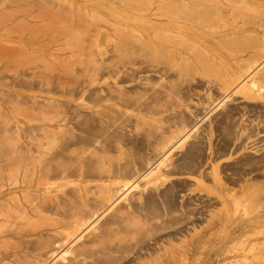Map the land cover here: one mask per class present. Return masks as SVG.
Masks as SVG:
<instances>
[{"label": "rangeland", "instance_id": "1", "mask_svg": "<svg viewBox=\"0 0 264 264\" xmlns=\"http://www.w3.org/2000/svg\"><path fill=\"white\" fill-rule=\"evenodd\" d=\"M173 2L178 3V0H173ZM210 2L212 3V0ZM164 3L165 0H0V193L4 192L3 195L0 194V198L7 197V200L17 198L18 203L20 202V169L28 163L26 169L28 172L30 171V174L33 168L42 169L49 166V169L56 168L58 170V166L55 165L57 162L50 163V159L46 157L48 155H44V158L46 157L44 159L35 154L38 158L34 159V153L37 152L36 139L45 137L41 131L48 133L57 131L60 143L66 137L74 140L75 135L84 136L85 132L80 130L82 125L88 129L92 128L94 133V136L91 135L94 138V143L91 144L94 146H90L91 151H86L87 154L94 153L95 149V154L98 152L104 154L106 151V154L110 155L109 158H105V160L108 159L107 161L103 159V163L100 162L101 168L103 165L104 172L101 170L103 177L109 176L114 170L118 172L117 169L125 165V157L130 159L135 151L136 154L143 157V161L141 160L136 165L142 172L138 171L139 176L131 177L133 183L137 181L135 183L137 184L140 181L139 186H144L146 178L141 180L144 178L142 174L144 176L148 168L151 165H156L161 161V158L160 171L167 176L164 181L162 180L163 183L158 185L157 190L150 189L143 192V194L146 193L145 206L149 208L151 205H157L156 207L161 211L162 214L158 218L145 216L147 215L145 206H140L136 199L140 193V187H131V189L125 187L116 196L114 210H123L129 202H133L137 211L142 212V222L144 221L145 225L130 228L126 233L122 232L126 235L115 229L116 234L114 236L110 234L112 237L109 235L108 241L106 237L103 238V244L100 242L90 244L87 241L88 233H84L82 242L78 239V235H75L63 243L59 241V236L57 237L59 240L56 237L51 238V232L48 233L50 227L47 226L51 225L52 228L53 219L42 214L41 218L40 216L36 217L32 220L33 222H30L31 220L30 223L24 222V226L20 222L18 223L21 224L20 226L16 224L18 227L16 230H20L17 232L16 230L11 231L15 228L6 226V230H9L7 234H11V236L6 235V238L0 239V260L3 259L0 264H70L71 261L73 264V261L81 260H77L75 254L67 250L68 247L71 251V247L75 249L79 244L85 243L86 250H84L87 254L96 252L99 255L101 252H108L107 246L118 242L119 239H122L119 241L124 243L123 249L124 256L127 258L125 260H128L127 264H264V85H262V89H252V93L246 90L245 92L244 89L242 90L244 93L242 91L241 93L239 90L238 94L233 93L228 99L219 103L224 95V92L220 91L223 90L221 87L225 81L222 76L225 79L228 77L229 67L223 66L222 69L218 67L219 70H217L220 72H217L215 65L209 68L210 64L205 66L201 63L199 66L200 63H196V65L193 61L187 65L186 69L184 65H180L181 62L178 65V61H175L176 53L173 52L175 55H171L172 52L167 51L166 53L162 48L160 49L158 44L166 35L161 36L163 30L154 31L151 25L157 21L159 27L160 19L166 22L173 15L172 12L169 14L166 11ZM161 6L162 8H160ZM159 11L161 15H159ZM173 12L177 14L176 10ZM153 15L158 20L152 18ZM180 16H182L181 12ZM184 16L182 17L184 18ZM185 17H188L187 14ZM254 17V20H247L248 17H243L244 20L242 17L239 18L247 24H251L250 21L254 22L257 18V21L260 20L258 23L256 21L249 26L246 24V28L254 25L255 33L257 30L262 33L264 29L261 28H264V20L259 16ZM239 18L235 19L239 20L238 22L233 20L230 23L214 20L210 26L215 25L213 31L231 30L235 23L243 24ZM152 21L155 22L152 23ZM157 25L153 26L157 27ZM229 25H231L230 28ZM145 26L148 27L147 30H145ZM149 29L152 32H148ZM144 30L148 32V36H151L147 37V32ZM255 33L247 36L248 39L256 38ZM152 35L158 37L157 41L162 40L159 43L154 42V45L151 41ZM142 36L147 37V41L151 38L150 42H147ZM247 37H243L245 41L242 43L243 46L241 45L242 38H240L241 40L238 38L234 39L237 42L235 45L234 40L230 44L229 41L225 44V46L228 44V50L225 46L220 48L221 51L225 50L221 53L223 56L231 53L230 57L229 55L226 57V60L229 59L228 64L231 61L235 64L236 60H243L245 57L247 58V55L253 54L255 49L253 51L252 48H255V44L256 50L258 49L259 39H256L258 42L254 41L255 38L249 42ZM174 42L176 41L174 40ZM151 43L153 46L150 45ZM250 43L251 50H249ZM157 45L159 51L155 49L154 52H151L154 46L157 48ZM237 45L238 49L235 47ZM177 46L181 47L176 42L174 47L180 50ZM244 46L246 47L244 48ZM233 47L236 51L233 50ZM243 48L248 49L245 52ZM230 50H233L235 54ZM167 55H170V59ZM233 56L234 58H232ZM158 57L159 59L162 57V61ZM163 57H165L164 60ZM173 57L174 63L170 61ZM169 62L171 64L168 65ZM159 63L162 66L164 63H167V66L174 65L170 66L171 69L165 67V71V68ZM193 64L198 67L194 68ZM230 65L232 66L230 68L235 67ZM178 67L181 68L180 71ZM182 68L186 69L185 73ZM205 70H209V72ZM226 73L228 74L226 75ZM210 75L219 79L216 80L218 81L215 82L216 84H214V78L211 81ZM220 80L221 85H219ZM208 81L210 82L208 83ZM263 83L264 79L261 84ZM256 91H260V94ZM246 96L248 97L246 98ZM146 113L150 115L148 116ZM49 119L50 121H48ZM182 126H184L183 129ZM182 130L183 134H186V138L183 139L182 136L179 138L184 141L175 138L178 136L176 132H183ZM132 133L133 135H131ZM25 137H27L26 141ZM168 137L170 138L168 139ZM162 139L164 141L173 139L172 145L169 144L172 149L168 148L170 150L168 154L166 150L165 152L157 150L161 146L159 144L161 142L158 141H163ZM99 141L100 143H98ZM57 147L58 144H55L53 149ZM81 150L80 144H71L64 153L68 157L64 156L65 159H69V161L62 157L63 161L60 159L61 167L63 168L62 164L72 163L71 158L74 160L73 157L79 156L81 152L79 154L78 151ZM157 151L160 153L159 155ZM74 152H78L77 155ZM31 153L34 157L33 155L31 157ZM38 159H41L40 163ZM43 160H47V165ZM20 161H22V165H20ZM34 163L37 165L35 164V166ZM43 163L45 164L42 167ZM52 164L55 165L53 168H51ZM61 167L58 171H61ZM216 167L217 170H215L220 173V176L218 173L216 174L219 177L222 176V180L219 179L220 182H217L218 180L216 181V178L211 175ZM23 169L25 170V168ZM138 173L136 172V174ZM94 183L96 182L88 183L90 190H94L92 192H95L98 182ZM7 185H10L8 188L11 189H5ZM7 190L9 193V190H12V193L9 194ZM108 213L110 212L108 211L107 215H102L107 217ZM99 215L95 217L96 220L99 219ZM125 217H127L126 220L131 218L128 215ZM100 218L95 224H99V221L105 219L103 216ZM146 218L149 219H147L149 222ZM145 221L147 222L145 223ZM156 224L159 226L157 227ZM117 230L118 232H116ZM30 232L33 233L30 234ZM116 235H121V237ZM47 236L49 239L46 238ZM11 237L13 238L11 239ZM111 238L116 241L109 242ZM53 239L56 241L54 242ZM26 240L29 243H26ZM31 240L34 241V244ZM57 240L58 243H56ZM30 241L32 243L30 249L35 245L34 250L31 251L29 248L27 249V244H30ZM86 244L91 247L87 248ZM92 245L94 246L92 247ZM88 258L91 262L92 258Z\"/></svg>", "mask_w": 264, "mask_h": 264}, {"label": "bare ground", "instance_id": "2", "mask_svg": "<svg viewBox=\"0 0 264 264\" xmlns=\"http://www.w3.org/2000/svg\"><path fill=\"white\" fill-rule=\"evenodd\" d=\"M175 1V0H174ZM211 0H178V3H174L173 0H165V7L166 8V11L170 14L172 12L173 15H171V18L172 16L173 19H171L170 17L166 20V22H164L162 19H160L161 23L164 22L163 24H161L159 21L158 23H160L159 27L157 25V21L155 24L153 25H157V27L151 25L153 27V30L156 31H160L163 30V35L161 33V36H164L163 40L160 39L161 36H160V40L161 43H159L160 40L157 41V38L158 37H154L156 36L155 33L153 32L154 36L152 35V40L151 38H149L151 41H153V44L155 45L154 42H158L157 44L160 46L159 48L163 49L164 51H167L168 52H172L171 55H175L174 53H176V59L175 61L177 62V64L179 65L180 62L181 64L180 65H184L187 69V65H190V63H200L199 66L201 65V63H203L205 66H209V68L211 67H215L217 66V68H215L216 70L218 69V67H220V69H222L223 66H227L229 67L228 69L230 70L228 73L229 75H227L228 73H226V75L228 76L226 79L223 77V79L225 80L223 83H222V89L223 90H220L222 91V93L224 94L222 97V100L219 102H223V100L225 99H228L230 96L233 95V93H237L239 90L240 92L243 90V91H248V92H251L253 91L252 89H262V85L261 82L263 81L264 79V30L262 31V33H260L258 30L257 32L255 33V28H254V25L253 27H248L246 28L247 26L251 25L252 23L256 22L257 21V18H256V21L252 22L254 19L253 17L255 16H259V17H262L263 20H264V0H212V3L210 2ZM164 2V1H162ZM163 4V3H162ZM181 5V6H180ZM164 6V5H163ZM162 8V6L160 7ZM176 10L177 11V14L175 12H173V10ZM161 11V9H160ZM159 11V12H160ZM164 11V12H166ZM182 14L188 17H185L184 18L182 16L179 17V14ZM152 14V13H151ZM167 14V13H166ZM168 14V15H169ZM161 15V12L160 14ZM167 15V17H168ZM254 15V16H253ZM170 16V15H169ZM152 18L154 17L151 16ZM149 17V18H151ZM158 18H161L159 16H157ZM176 17V18H175ZM239 17H242V20H244L243 17L247 18V20H250V19H253L251 22V24H247L246 22L244 23L241 18ZM254 17V18H255ZM156 18V17H154ZM163 18V16H162ZM166 18V17H165ZM181 18V20H180ZM183 18V19H182ZM240 19L243 24L239 23V24H234L232 29L230 30H215L213 31V27L210 26V24H212V21L214 20H217V21H225L226 23H230L232 22L233 20H237V19ZM157 19V18H156ZM260 19V18H259ZM158 20V19H157ZM235 22H238L236 21ZM246 20V19H245ZM246 20V21H247ZM263 20L261 21L263 23ZM260 21V20H259ZM257 21V23L259 22ZM155 22V21H154ZM152 21V23H154ZM249 22V23H250ZM261 22H260V25H261ZM150 23V22H149ZM223 23V22H222ZM221 24V23H220ZM233 24V23H232ZM231 24V25H232ZM247 24V26H246ZM148 25V24H147ZM217 27L219 26L218 24H216ZM228 25V24H227ZM231 25H229L228 27L230 28ZM263 25V24H262ZM150 26V27H151ZM224 26V25H222ZM257 26V24H256ZM255 26V27H256ZM146 27V26H145ZM144 27V28H145ZM149 27V28H150ZM151 27V28H152ZM220 27V26H219ZM227 27V28H228ZM260 27V26H258ZM143 28V27H142ZM159 28V29H157ZM221 28V27H220ZM226 28V29H227ZM148 27L145 28V30H147ZM216 29V28H215ZM222 29V28H221ZM225 29V28H223ZM261 29H264V28H261ZM144 30V31H145ZM134 31V30H133ZM138 31V29H137ZM135 31V32H137ZM140 32V31H138ZM143 32V30L141 31V33ZM147 32V31H145ZM148 32H152L151 29H149ZM148 32L146 33L147 34V37H150L148 36ZM162 32V31H161ZM255 33L256 34V38L253 37L251 40H253L255 38L254 41H256V39L258 38L259 39V43H258V49L256 50V44H255V48H252L251 46V43H250V46L249 47L251 50V48L255 49L254 53L251 54L249 52V54L251 55H247V58L245 57V59H241L239 61H237L236 59V63L233 64L230 62V64L234 65L235 67L233 68H230L232 67L230 64H228V60H226V57L227 56H223L222 51H225L224 49H221L220 48H223L225 46V44L229 41V44L232 40L234 39H238L241 40L240 38H242L243 40V37L244 36H248L250 34H253ZM145 34V33H144ZM145 34V35H146ZM151 34V33H149ZM158 34V33H157ZM137 35V34H136ZM139 36V35H138ZM255 36V35H253ZM135 37V35H134ZM141 37V36H140ZM143 37V36H142ZM146 37V38H147ZM248 37L246 39H248ZM136 38V37H135ZM139 38V37H138ZM145 38V37H143ZM142 38V39H143ZM145 40L147 41L148 39ZM156 40H155V39ZM174 38V39H173ZM178 40H176V39ZM245 39V40H246ZM147 41V42H150ZM174 40L177 42V44H179L181 47L177 46L180 48V50L178 49H175L174 45L176 44V42H174ZM249 40V39H248ZM249 40V42L251 41ZM234 45L236 42V40H234ZM247 41V40H246ZM143 42V41H142ZM181 42V43H180ZM233 42V41H232ZM258 42V40L256 41ZM255 42V43H256ZM145 43V42H144ZM240 43V42H239ZM242 43H245V41L243 40V42L241 41V45L243 46ZM146 44V43H145ZM248 44V43H247ZM148 45V44H146ZM151 46L152 43L150 44ZM158 45H157V48H153V50L151 52H154L155 49H159L158 48ZM228 45V44H227ZM225 46L226 50H228L227 48H229V46ZM233 45V46H234ZM253 45V44H252ZM231 46V45H230ZM240 46V45H239ZM138 47V46H137ZM144 47V46H143ZM147 47V46H146ZM236 48L238 47L235 46ZM233 47V50L234 48ZM246 46H244L245 48ZM148 48L150 49V47L148 46ZM147 48V49H148ZM219 48V49H218ZM231 48V47H230ZM241 48V47H240ZM243 48V50H245ZM146 49V48H145ZM238 49V48H237ZM248 49V48H247ZM246 49V50H247ZM156 50V51H157ZM162 50V51H163ZM233 50L231 52H233ZM241 50V49H239ZM245 50V52H246ZM155 51V52H156ZM159 51V50H158ZM236 51V50H234ZM149 52V51H148ZM150 52V53H151ZM174 52V53H173ZM241 52V51H240ZM122 53V52H121ZM126 53V52H125ZM234 53V52H233ZM243 53V52H242ZM158 54V53H157ZM161 54V53H160ZM227 54V53H225ZM235 54V53H234ZM151 55V54H150ZM153 55V54H152ZM164 55V54H162ZM231 55V53H230ZM229 55V57H230ZM240 55V53H239ZM242 55V54H241ZM166 56V54H165ZM168 56V55H167ZM170 56V55H169ZM168 56V57H169ZM153 58V56H151ZM160 57V56H159ZM158 57V59H159ZM228 57V58H229ZM155 58V57H154ZM157 58V57H156ZM162 58V57H161ZM161 58L159 60H161ZM165 57H163V60H164ZM234 58V56L232 57ZM241 58V57H240ZM244 58V57H243ZM167 61H168V58H166ZM170 59V57H169ZM157 60V59H156ZM158 60V62H160ZM234 60V59H233ZM162 61V60H161ZM166 61V60H165ZM170 61H174V57L173 59H171ZM163 63V62H161ZM159 63V64H161ZM174 63V62H173ZM171 64V62L168 63V65ZM176 64V63H175ZM176 64V65H177ZM166 65V66H165ZM174 65V64H172ZM170 65V66H172ZM175 65V67H177ZM194 65V64H193ZM197 65V64H196ZM196 65H194L195 67L194 68H197ZM162 66V64H161ZM170 66H167V63L163 64L162 67H170ZM180 67V66H179ZM178 67V69H179ZM159 68V67H158ZM163 68V69H164ZM166 68H165V71H166ZM172 67H170L171 69ZM174 68V67H173ZM193 69V67H190ZM202 69L204 67H201ZM207 68V67H206ZM161 69V68H160ZM176 69V68H175ZM174 69V70H175ZM176 69V70H178ZM181 69V68H180ZM179 69V71H180ZM186 69L184 70V68H182V71H186ZM208 69V68H207ZM213 69V70H215ZM227 69V70H228ZM154 70V69H153ZM162 70V69H161ZM188 70H190L188 68ZM198 70V69H197ZM215 70V71H216ZM219 70V69H218ZM217 72H220L218 71ZM224 70V68H223ZM168 71V69H167ZM173 71V70H172ZM194 71V70H193ZM206 71V70H205ZM212 71V70H211ZM210 71V72H211ZM222 71V70H221ZM163 72V71H162ZM174 72V71H173ZM178 72V71H177ZM189 72V71H188ZM206 72H209V70H207ZM224 72V71H223ZM227 72V71H226ZM156 73V72H155ZM172 73V72H170ZM175 73V72H174ZM202 73V72H201ZM225 73V72H224ZM166 75V72L164 73ZM200 74V72H199ZM214 74V73H213ZM221 74V73H220ZM182 75V74H181ZM205 75V73H204ZM208 75V73H207ZM215 75V74H214ZM219 75V74H218ZM222 75V74H221ZM220 75V76H221ZM175 76V75H174ZM184 76V74H183ZM213 76V75H212ZM211 75L209 76L211 79L214 78L212 77ZM167 77V76H166ZM170 77V76H168ZM173 77V76H171ZM180 77V76H179ZM219 77V76H218ZM164 78V77H163ZM182 78V77H181ZM206 78V77H205ZM215 81H214V84H216L215 82H218L216 81V77L214 78ZM221 79V80H223ZM196 80V79H195ZM207 80H210V79H207ZM219 80V79H218ZM221 80L219 81V85H221ZM213 81V79L211 80ZM194 82V81H193ZM210 81H208L209 83ZM173 83V81H172ZM191 85V84H190ZM208 85V84H207ZM212 85V84H211ZM218 86V85H217ZM215 86V87H217ZM211 87V86H210ZM219 87V86H218ZM220 88V89H221ZM217 89V88H216ZM129 90V89H128ZM139 90V89H138ZM169 90V89H168ZM171 90V89H170ZM183 90V89H182ZM189 90V89H188ZM191 90V89H190ZM219 90V89H218ZM242 91V92H243ZM245 91V92H246ZM112 92V91H111ZM118 92V91H117ZM194 92V91H193ZM205 92V91H204ZM241 92V93H242ZM257 92V91H256ZM121 93V92H120ZM185 93V92H184ZM183 93V94H184ZM239 93V92H238ZM237 93V94H238ZM244 93V92H243ZM252 93V92H251ZM255 93V92H254ZM260 94V91L257 92ZM122 94V93H121ZM167 94V93H165ZM247 94V93H246ZM249 94V93H248ZM212 95V94H211ZM135 96V95H134ZM133 96V98H134ZM152 96V95H151ZM157 96V95H156ZM183 96V95H182ZM110 97V96H109ZM172 97V96H171ZM177 97V96H176ZM248 96H246L247 98ZM258 97V96H257ZM262 97V95H261ZM137 98V97H136ZM157 98V97H156ZM256 98V97H255ZM84 99V98H83ZM113 99V98H111ZM117 99V98H116ZM176 99V98H175ZM203 99V98H202ZM208 99V98H207ZM254 99V98H253ZM75 100V99H74ZM124 100V99H123ZM189 100V99H188ZM224 100V101H225ZM259 100V99H258ZM121 101V100H120ZM128 101V100H127ZM154 101V100H153ZM164 101V100H163ZM192 101V100H191ZM203 101V100H202ZM122 102V101H121ZM155 102V101H154ZM213 103V102H212ZM258 103V102H257ZM159 104V103H158ZM139 105V104H138ZM211 105V104H210ZM226 105V104H225ZM126 106V105H125ZM217 106V105H216ZM137 107V106H136ZM241 107V106H240ZM132 108V107H131ZM154 108V107H153ZM158 108V107H157ZM217 108V107H216ZM224 108V107H223ZM140 109V108H138ZM197 109V108H196ZM59 110V109H58ZM57 111V110H56ZM152 111V110H151ZM79 112V111H78ZM97 112V111H96ZM153 113V112H152ZM167 113V112H166ZM135 114V113H134ZM141 114V112H140ZM139 114V115H140ZM147 114V113H146ZM55 115V114H54ZM53 115V116H54ZM99 115V114H98ZM142 115V114H141ZM148 115V114H147ZM150 115V114H149ZM148 115V116H149ZM169 115V114H168ZM52 116V115H51ZM80 116V115H79ZM84 116V115H83ZM132 116V115H131ZM137 116V115H136ZM56 117V116H55ZM89 117V116H88ZM124 117V116H123ZM174 117V116H173ZM54 118V117H53ZM52 118V119H53ZM57 118V117H56ZM75 118V117H74ZM79 118V117H78ZM77 118V119H78ZM92 118V117H91ZM107 118V117H106ZM51 119V120H52ZM73 119V118H72ZM82 119V118H81ZM85 119V118H84ZM109 119V118H108ZM145 119V117H144ZM152 120H154L153 118H151ZM176 119V118H175ZM66 120V119H65ZM71 120V119H69ZM138 120V119H137ZM178 120V119H176ZM180 120V119H179ZM183 120V119H182ZM233 120V119H232ZM243 120V119H242ZM240 120V121H242ZM50 121V119L48 120ZM127 121V120H126ZM131 121V120H130ZM147 121V120H146ZM163 121V120H162ZM59 122V121H57ZM65 122V121H64ZM85 122V120H84ZM142 122V121H141ZM154 122V121H153ZM176 122V121H175ZM41 123V122H40ZM44 123V122H42ZM51 123V122H50ZM63 123V122H62ZM61 123V124H62ZM80 123V121H79ZM114 123V122H112ZM119 123V122H118ZM125 123V122H124ZM123 123V124H124ZM140 123V122H139ZM157 123V122H156ZM226 123V122H225ZM106 124V123H105ZM240 124V123H239ZM247 124V123H246ZM54 125V124H53ZM65 125V124H64ZM82 125V124H81ZM92 125V124H91ZM89 125V126H91ZM122 125V123H121ZM131 125V124H130ZM138 125V124H137ZM153 124L151 123V126ZM167 125V124H166ZM236 125V124H235ZM43 126V125H42ZM59 126V124H58ZM61 126V125H60ZM63 126V124H62ZM72 126V125H71ZM160 126V125H159ZM168 126V125H167ZM211 126V125H210ZM251 126V125H250ZM38 127V126H37ZM44 127V126H43ZM164 127V125H163ZM162 127V128H163ZM184 126H182V129H183ZM241 127V126H240ZM247 127V126H246ZM53 129V127H51ZM60 128V127H59ZM106 128V127H105ZM125 128V127H124ZM142 128V127H141ZM225 128V127H224ZM229 128V127H227ZM42 129V128H41ZM40 129V130H41ZM46 130V128H44ZM49 129V128H48ZM70 129V128H69ZM140 129V128H139ZM138 129V130H139ZM145 129V128H144ZM160 129V128H159ZM230 129V128H229ZM239 129V128H238ZM256 129V128H255ZM43 130V129H42ZM51 130V129H50ZM56 130V129H55ZM62 130V128H61ZM82 132H85L84 136L82 135H75L74 140H70L71 138L67 139V137L63 140H61V144L58 142L59 141V135L56 133L57 131L55 132H42L43 134H45V137L40 134V136L42 135L43 137H41L40 139H36V142L34 140L35 143H37V152L34 153L35 154H38L39 155V158L43 157L44 158V155H48L46 156L48 159H50V163L53 162L55 164V162H57L55 165L58 166V170H59V167H61V163H60V159L62 157H64V153L65 151L71 146V144H80L81 145V148L82 150L81 151H78L79 154L81 152V154L78 156L77 153H75V155H77V157H73L75 158L74 160L71 158L72 160V163H68V164H62L63 165V168L61 169V171H58L56 168H53L55 165H53L51 168L53 169H49L50 167L48 166L47 168H37V169H32V172L31 174L27 171V162L25 166H22L23 168H25V170L22 168L20 169V202L18 203V199L17 198H11V199H8L7 200V197H5V199H1L0 198V239L3 240V238L5 237L6 238V235L8 236H11V234H7L9 232V230L7 231L6 230V226H10V227H13L15 229H12L11 231H15L18 227L16 224H18L19 222L20 223H23L22 226H24V222L26 221H30V222H33L32 220H34L36 217L38 218L40 216V218L42 217V214L44 216L47 215L48 217H51V219H53V222L50 223L53 225L52 228H51V225L50 226H47V227H50V231H48V233L51 234V238H55L58 239L57 237L59 236L60 240L59 241H62L64 243V241H67L70 237L72 238V236L74 237L75 235H78V239H80L82 242V239L84 238L83 235L84 233H88V242L90 244L92 243H95L96 242H100L103 244V238L107 239V237L111 234L114 236L115 233V229H118L119 230V233L121 232H125L128 231L130 228H137V226H141V225H145L143 224L144 221L142 222V212L140 213V211L138 212L134 203L132 202H127L128 205H126L127 207H125V209L123 208L122 209H116V211L114 210V204L116 202V196L117 194H119L120 190L123 189V188H130L133 187V188H139L140 187V193H138V196H137V200H138V203L140 204V206L142 205H146V198H145V194H143L144 190L145 191H148L150 189H156L158 188V185L159 184H162L164 179H165V174L160 171V165L162 163V158H161V161H159L156 165H151L148 170L144 173V176L142 174V177H144L143 179L141 180H144L145 178V182H144V186H139V182L137 184H135L137 181L135 179L136 182L133 183L132 181V178L131 177H134V175H138L139 176V173H138V167H136L137 163H139L141 160L143 161V157L140 155V154H136V151L133 152V154L130 156L131 158L130 159H127L126 158V162L124 163L125 165H123L122 161V168H119L117 169L118 172H116L115 170L114 171H110L111 173L109 174V176L107 177H103L101 174V170H103V165H102V160L104 159V161H107L105 160V158H109L110 155H107L106 154V151L103 153H99L98 151V154H95V149H94V153H88L90 150V146H92L93 144L91 143H94L93 142V137L94 136V133H93V129L89 127L86 128V126L84 127L83 125L81 126V129ZM106 130V129H105ZM124 130V129H123ZM135 130V128H134ZM148 130V129H147ZM178 130V129H177ZM223 130V129H222ZM244 130V129H243ZM54 131V130H53ZM120 131V130H119ZM180 131V129L178 130ZM183 131V130H182ZM225 131V130H224ZM40 132V131H39ZM59 132V130H58ZM80 132V131H79ZM137 132V131H136ZM148 132V131H147ZM211 132V131H210ZM250 132V131H249ZM56 133V134H54ZM61 133V131H60ZM75 133V132H74ZM118 133V132H117ZM124 133V132H123ZM143 133V132H142ZM175 133V132H174ZM178 134V136H176L175 138L178 140V139H181V138H186V134H183V132H176ZM101 134V133H100ZM107 134V133H106ZM146 134V133H145ZM144 134V135H145ZM175 134V135H177ZM189 134V133H188ZM187 134V135H188ZM263 134V133H262ZM56 135H58V137H56ZM74 135V134H72ZM71 135V137H72ZM86 135V136H85ZM88 135H90L88 137ZM96 135V134H95ZM133 135V133L131 134ZM162 135V134H161ZM169 135V134H168ZM173 135V134H172ZM230 135V134H229ZM244 135V134H243ZM252 135V134H250ZM39 136V135H37ZM113 136V135H112ZM174 136V135H173ZM182 136V137H181ZM108 137V136H107ZM135 137V136H134ZM138 137V136H137ZM136 137V138H137ZM146 137V136H144ZM156 137V136H155ZM181 137V138H179ZM189 137V135H188ZM248 137V136H247ZM26 138L25 137V141H26ZM159 139H161L160 137H158ZM170 137H168L169 139ZM239 138V137H238ZM254 138V137H253ZM32 139V138H31ZM30 139V141L32 140ZM119 139V138H118ZM117 139V140H118ZM125 139V138H124ZM167 139V138H165ZM174 139V137H173ZM173 139L171 140H163V141H158V142H161L159 143L161 146H157L160 151L159 152H167V154L169 153L168 151H170L172 148L169 147V144L173 143ZM181 139V140H183ZM101 140V139H100ZM114 140V139H113ZM212 140V139H211ZM257 140V139H256ZM22 141V140H21ZM29 141V140H28ZM105 141V140H104ZM134 141V140H133ZM184 141V140H183ZM58 142V143H57ZM137 142V141H136ZM135 142V143H136ZM148 142V140H147ZM156 142V141H155ZM174 142H176V140L174 139ZM182 142V141H181ZM208 142V141H207ZM25 143V142H23ZM29 143V142H28ZM31 143V142H30ZM100 143V141L98 142ZM103 143V142H102ZM106 143V142H105ZM180 143V142H179ZM178 143V144H179ZM55 144H58V147L56 149H53L54 145ZM115 144V143H114ZM155 144V143H154ZM182 144V143H180ZM184 144V143H183ZM26 145V143H25ZM24 145V146H25ZM104 145V143H103ZM118 145V144H117ZM121 145V144H120ZM148 145V144H147ZM172 145V144H171ZM175 145V144H174ZM177 145V144H176ZM244 145V144H243ZM21 146V145H20ZM29 146V145H28ZM57 146V145H56ZM94 146V145H93ZM106 146V145H105ZM131 146V145H130ZM151 146V145H150ZM180 146V145H179ZM182 146V145H181ZM242 146V145H241ZM252 146V145H251ZM33 147V146H32ZM116 147V146H115ZM138 147V146H137ZM176 147V146H175ZM97 148V147H96ZM102 148H104V146H102ZM170 148V150L168 149ZM27 149V147H26ZM53 149V150H52ZM101 149V148H99ZM105 149V148H104ZM155 149V148H154ZM168 149V150H167ZM174 149V148H173ZM208 149V148H207ZM28 150V149H27ZM32 152H33V149H31ZM77 150V149H76ZM110 150V149H109ZM120 150V149H119ZM124 150V148H123ZM133 150V149H132ZM156 150V149H155ZM30 151V150H29ZM87 151V152H86ZM122 151V150H121ZM134 151V150H133ZM31 152V151H30ZM69 152V151H68ZM67 152V153H68ZM158 152V151H157ZM156 152V153H157ZM157 153L158 155L160 153ZM231 152V151H230ZM71 153V152H69ZM171 153V152H170ZM29 154V153H28ZM85 154V156H84ZM106 154V155H105ZM112 154V153H111ZM32 153H31V157H32ZM33 155V157H34ZM50 155V156H49ZM127 155V154H126ZM125 155V156H126ZM165 155V154H164ZM114 156V155H113ZM120 156V155H119ZM129 156V155H128ZM170 156V154H169ZM207 156V155H206ZM36 155H35V158L36 159ZM46 157L44 159H46ZM66 157V156H65ZM65 157L63 159H65ZM116 157V156H115ZM145 157V156H144ZM165 157V156H164ZM168 157V156H167ZM38 158V157H37ZM42 158V159H43ZM68 158V157H66ZM112 158V157H111ZM147 158V157H145ZM149 158V157H148ZM23 159V158H22ZM20 159V160H22ZM152 159V158H150ZM164 159V158H163ZM168 159V158H167ZM226 159V158H225ZM25 160V158H24ZM22 160V161H24ZM41 160V159H40ZM39 159V163L41 162ZM62 160V159H61ZM66 160V159H65ZM64 160V161H65ZM160 160V159H159ZM221 160V159H220ZM230 160V159H229ZM20 161V163L22 162ZM35 161V160H34ZM44 161V160H43ZM42 161V162H43ZM47 160H45L44 162L46 163L47 165ZM63 161V160H62ZM66 161H69L66 160ZM111 161V160H110ZM119 161V160H118ZM146 161V160H144ZM30 162V161H29ZM100 162L101 165H102V168L100 167ZM109 162V161H108ZM107 162V163H108ZM147 162V161H146ZM165 162V161H164ZM171 162V161H170ZM32 163V161H31ZM30 163V165H32ZM37 163V162H36ZM34 163V165L36 164ZM41 164V166L44 164ZM105 163V162H104ZM143 163V162H142ZM141 163V164H142ZM25 164V163H24ZM23 164V165H24ZM49 164V163H48ZM149 164H152V163H149ZM22 165V163L20 164ZM37 165V164H36ZM35 165V166H36ZM106 165V164H105ZM116 165V164H115ZM145 167H146V164H144ZM171 165V164H170ZM33 166V165H32ZM42 166V167H43ZM108 166V165H107ZM142 166V165H141ZM154 166V167H152ZM163 166V165H162ZM105 167V166H104ZM213 167V166H212ZM136 168V169H135ZM220 168V167H219ZM31 169V168H30ZM108 169V168H106ZM155 169V170H154ZM167 169V168H166ZM217 170V167L213 169V173L211 174L214 178H216V181L217 182H220L219 179L222 177H219L220 173L219 172H216ZM137 170V171H136ZM141 170V169H140ZM144 170V169H143ZM132 171V172H131ZM183 171V170H182ZM220 171V170H219ZM104 172V170H103ZM109 172V171H108ZM135 172V174H134ZM136 172L138 174H136ZM139 172H142V171H139ZM218 173V175L216 174ZM255 173V172H254ZM106 174H107V170H106ZM29 175V176H28ZM104 175V174H103ZM174 176V175H173ZM195 176V175H194ZM167 177V176H166ZM196 177V176H195ZM137 178V177H135ZM170 178V177H169ZM174 178V177H173ZM200 179V178H199ZM163 180V181H162ZM167 180V179H166ZM193 180V179H192ZM215 180V179H214ZM222 180V178H221ZM98 182L97 183V188L95 189V192H92L94 191L93 189L90 190V188L88 187V183H92V182ZM196 181V180H195ZM199 181V180H198ZM202 181V180H201ZM248 181V180H247ZM166 182V181H165ZM223 182V181H222ZM94 183V184H96ZM208 185V184H207ZM74 186V187H71ZM205 186V185H204ZM8 187H10V185L5 188L7 189ZM160 187V186H159ZM194 187V186H193ZM210 187V186H209ZM67 188V189H65ZM132 188V189H133ZM206 188V187H205ZM215 188V187H214ZM8 189H11V188H8ZM4 190V189H3ZM129 190V189H128ZM10 193H12L11 191L12 190H9ZM154 191V190H153ZM6 192V191H5ZM8 192V190H7ZM6 192V194H7ZM129 192V191H128ZM157 192V191H156ZM193 192V191H192ZM3 191L2 194L3 195ZM9 193V192H8ZM9 193V194H10ZM14 193V192H13ZM148 193V192H147ZM93 195V196H90V195ZM131 194V193H130ZM222 194V193H221ZM228 194V192H227ZM243 194V193H242ZM1 195V197H2ZM15 195V194H13ZM96 195V196H95ZM128 195V194H127ZM8 196V195H7ZM12 196V195H11ZM125 196H126V193H125ZM9 197V196H8ZM14 197V196H13ZM16 197V196H15ZM121 197V196H120ZM221 197V196H220ZM124 199V197H123ZM121 200V199H120ZM119 202V201H118ZM164 204V203H162ZM117 205V204H116ZM157 206V205H156ZM156 206H149V208L147 206L144 207L147 215V217H157L162 214L161 211L156 207ZM165 206V205H163ZM167 207V206H165ZM172 207V206H171ZM165 210V209H164ZM110 212L108 213V216L105 218L104 215L102 214H105L107 215L106 213L107 212ZM113 211V212H112ZM167 211V209H166ZM106 212V213H105ZM168 212V211H167ZM166 212V214H167ZM179 213V212H178ZM100 214L99 216L105 219H103L104 221H99V224H95L96 222H98L99 219H101L99 217L98 220L95 219V217H97V215ZM57 217H56V216ZM125 215L127 216H130L131 218L127 219V217H125ZM178 215V214H177ZM55 216V217H54ZM125 217V218H124ZM39 218V219H40ZM165 218V217H164ZM45 219H48V218H45ZM145 219V218H144ZM148 218H146L147 220ZM162 219V218H161ZM160 219V221H161ZM38 220V219H37ZM39 224V222H37ZM42 220V219H41ZM50 220V219H49ZM149 220V219H148ZM147 220V221H148ZM40 221V220H39ZM44 221V220H43ZM145 221V223L147 222ZM155 221V219H154ZM159 221V222H160ZM29 222V223H30ZM101 222V223H100ZM149 222V221H148ZM158 222V221H157ZM156 222V223H157ZM165 222V220H164ZM28 223V224H29ZM161 223V222H160ZM150 224V223H149ZM162 224V223H161ZM164 224V223H163ZM14 225H16V227H14ZM21 225V224H20ZM18 224V226H20ZM34 225V224H33ZM152 225V224H151ZM151 225H149L151 227ZM157 225V224H156ZM5 226V229H3V227ZM21 226V227H22ZM32 226V225H30ZM159 225H157L158 227ZM27 227V226H26ZM32 228V227H31ZM155 228V226H154ZM160 228V227H159ZM20 229V227H19ZM118 230L116 232H118ZM139 230V229H138ZM152 230V229H151ZM17 231H20V230H16ZM45 233H47L46 230H44ZM143 231V230H142ZM146 231V229H145ZM149 231V230H148ZM42 232V231H41ZM83 232V234H82ZM114 232V233H113ZM144 232V231H143ZM11 233V232H10ZM21 232H19L20 234ZM23 233V232H22ZM33 232H30V234H32ZM47 233V235H48ZM125 233H122L123 235ZM160 233V232H159ZM24 234V233H23ZM28 234V233H26ZM44 234V233H43ZM49 234V235H50ZM157 234V233H156ZM13 235V234H12ZM16 235V234H15ZM22 235V234H20ZM29 235V234H28ZM110 235V236H111ZM126 235V234H125ZM62 236V237H60ZM118 236V235H116ZM134 236V235H133ZM14 237V236H13ZM11 237V239L13 238ZM83 237V238H82ZM112 237V236H111ZM118 237H121V235H119ZM127 237V236H125ZM129 237V236H128ZM9 238V237H8ZM21 238V237H20ZM19 238V239H20ZM48 238V236L46 237ZM124 238V237H122ZM17 239V237H16ZM22 239V238H21ZM49 239V238H48ZM56 239L53 241L55 242ZM110 239V238H109ZM107 239V241L109 240ZM115 239H118L117 237H115ZM126 239V238H125ZM129 239V238H128ZM5 240V239H4ZM58 240L56 243H58ZM77 240V239H75ZM84 240V239H83ZM114 240V239H113ZM112 238L109 242H114L116 240L113 241ZM119 240H122V239H119ZM117 240L118 242H114L111 244H109L108 242V246L106 249L108 252H101L99 255L96 253V252H93L92 254H87V252L85 251L86 248L84 246V244L82 243L79 244L78 246V249H72L71 247V251H70V248L68 247L67 250H69V252H72L75 254V257L77 258V260H81L79 262H74L73 261V264H127L128 263V260H125L127 259L125 256H124V247H123V244L122 241H119ZM134 240V239H133ZM27 241V240H26ZM32 241V240H31ZM30 241V244H27V249L29 248L30 249V245H32V243L34 241H32L31 243ZM48 242V240H46ZM157 241V240H156ZM60 242V243H62ZM72 242H75V241H72ZM78 242V241H77ZM87 242V243H88ZM126 242V241H125ZM131 242V241H130ZM26 243H29L28 241ZM25 243V244H26ZM45 243V242H44ZM43 243V244H44ZM53 243V242H52ZM99 243V244H100ZM105 245L107 244L106 243V240H105ZM141 243V242H140ZM34 244V243H33ZM49 244V242H48ZM55 244V243H54ZM74 244H77V243H74ZM144 244V243H143ZM47 245V244H46ZM101 245V244H100ZM99 245V246H100ZM129 245H132V244H129ZM35 245H33L34 247ZM49 246V245H48ZM87 246V244H86ZM94 245H92L93 247ZM98 246V247H99ZM104 246V245H103ZM33 247L31 246V249L30 251L33 249ZM89 247H91L89 245ZM87 246V248H89ZM102 247V246H101ZM126 248L128 246H125ZM159 247V246H158ZM161 247V246H160ZM95 248V247H94ZM93 248V249H94ZM103 248V247H102ZM101 248V249H102ZM125 248V249H126ZM138 248V247H137ZM85 249V250H84ZM97 249V248H96ZM100 249V250H101ZM34 250V249H33ZM105 250V251H106ZM137 250V249H135ZM144 250V249H143ZM86 253H85V252ZM91 251V250H89ZM96 251V250H95ZM102 251V250H101ZM131 251V250H130ZM99 253V250L97 251ZM153 252V251H152ZM66 253V252H65ZM65 253H62L64 255H66ZM85 253V254H84ZM134 254V253H133ZM73 255V254H72ZM85 255V256H84ZM91 257V262L89 261V258L87 257ZM128 255H131V254H128ZM138 255V254H137ZM61 257V255H60ZM63 258V257H62ZM87 258H88V262H87ZM61 259V258H60ZM75 258H73L74 260ZM70 260V259H69ZM76 260V259H75ZM76 260V261H77ZM0 261H3L0 260ZM51 261H53L51 259ZM72 262V261H71ZM70 262V264H71ZM4 264V263H3ZM141 264V263H140Z\"/></svg>", "mask_w": 264, "mask_h": 264}]
</instances>
